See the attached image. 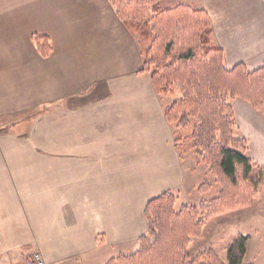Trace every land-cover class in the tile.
I'll return each mask as SVG.
<instances>
[{"label":"crops","instance_id":"crops-1","mask_svg":"<svg viewBox=\"0 0 264 264\" xmlns=\"http://www.w3.org/2000/svg\"><path fill=\"white\" fill-rule=\"evenodd\" d=\"M194 5L227 70L264 67V0ZM34 36L49 41L48 56ZM141 68L136 36L108 0H0L1 252L88 264L100 251L107 262L146 233L149 201L179 198L187 177L168 104ZM231 106L248 157L264 166L263 108Z\"/></svg>","mask_w":264,"mask_h":264},{"label":"trees","instance_id":"trees-1","mask_svg":"<svg viewBox=\"0 0 264 264\" xmlns=\"http://www.w3.org/2000/svg\"><path fill=\"white\" fill-rule=\"evenodd\" d=\"M108 1L140 45L139 73L150 75L158 95L180 92L164 109L176 148L181 153L186 145L220 191L200 210L193 206L176 210V197L171 193L152 199L144 211L147 229L139 239L138 251L106 264H246L245 236L232 240L226 263L212 251L192 257L189 247L201 233L204 219L249 205L264 186V166L248 157L247 143L240 136L231 106L234 99L241 98L261 109L264 67L250 71L238 64L227 70L223 50L213 41L210 18L194 4ZM34 42L42 56L49 55L51 46L46 38L34 36ZM199 189H207V182Z\"/></svg>","mask_w":264,"mask_h":264},{"label":"rangeland","instance_id":"rangeland-1","mask_svg":"<svg viewBox=\"0 0 264 264\" xmlns=\"http://www.w3.org/2000/svg\"><path fill=\"white\" fill-rule=\"evenodd\" d=\"M153 1H160L165 5H176L179 3L196 4L197 0ZM179 96V90H175L172 94L160 96V100L165 104H170ZM261 108L264 111V105ZM8 129L13 132H20L23 130V125L10 124ZM181 154L184 160L187 180L180 191L179 198L174 196L176 197L175 209L179 210L181 206H193L200 210L202 205L211 202L219 194L220 186L211 176L207 175L204 165L196 164L193 153L187 150L186 145L181 147ZM203 182H207V189L200 190L199 187ZM238 236H250V241H248L249 243L246 246L244 263L264 264V186L249 205L204 219L201 233L192 239L189 254L193 257L201 252L212 251L223 263H226L227 249L232 240ZM1 246L2 244H0ZM139 248L140 243L138 242L124 249L120 248L111 252V257L117 258L132 255ZM15 251H0V264H3L4 261L12 264H23L24 257L30 251ZM106 256H108V253L97 251L89 259L90 263L88 264H106L112 259L110 258L107 262H104L103 258H106ZM80 259L81 264H86V260L80 255L75 260L77 264H80Z\"/></svg>","mask_w":264,"mask_h":264},{"label":"built area","instance_id":"built-area-1","mask_svg":"<svg viewBox=\"0 0 264 264\" xmlns=\"http://www.w3.org/2000/svg\"><path fill=\"white\" fill-rule=\"evenodd\" d=\"M23 264H45L39 251H30L23 259Z\"/></svg>","mask_w":264,"mask_h":264}]
</instances>
